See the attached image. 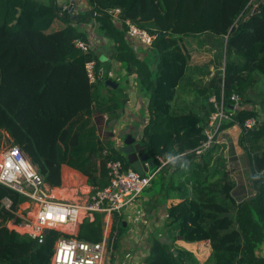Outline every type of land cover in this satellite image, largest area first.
Returning a JSON list of instances; mask_svg holds the SVG:
<instances>
[{
    "label": "trees",
    "instance_id": "16d2710c",
    "mask_svg": "<svg viewBox=\"0 0 264 264\" xmlns=\"http://www.w3.org/2000/svg\"><path fill=\"white\" fill-rule=\"evenodd\" d=\"M88 2V13L95 12L97 27L108 38L109 58L119 61L127 74L135 73L138 86L147 93L148 116L141 137L148 158L157 164L156 155L165 159L166 152L174 151L189 161L187 169L165 163L160 170L168 224L177 232L171 243L154 237L144 262L264 264V254L258 253L264 244V95L255 91L264 76V0H255V11L246 7L252 0ZM113 7L120 8L122 28L109 11ZM88 13H62L55 0H0V145L3 138L17 144L50 186L63 185L65 164L94 191L108 182V160L132 166L126 153L113 145L110 133L104 137L97 129L94 113L123 108L127 92L120 84H105L109 74L94 81L88 77L87 60L94 59L96 68L106 62L96 49L75 45L76 38L88 41L78 25ZM126 19L151 34L153 64L139 57L126 40ZM202 33L223 39L224 59L221 74L200 87L188 77L190 51L182 37ZM185 81L193 85V100L186 109H176V87ZM220 89L225 109L234 110L229 123L240 127L238 143L247 156L254 189L253 196L241 200L232 194L235 180L224 161L214 158L220 142L195 151L206 137L214 109L208 97ZM233 92L241 104L252 105L233 108ZM250 117L255 122L247 127L244 122ZM257 173L260 178L252 179ZM5 196L11 200L10 209L2 204ZM24 199L0 182V264H49L54 240L69 233L51 228L39 242L6 227ZM104 223L103 212L95 211L93 219L78 223L75 236L99 241ZM123 232V219L114 212L107 236L113 254ZM178 236L188 245L179 244ZM197 250L207 252L204 260H199ZM113 254H107L105 264Z\"/></svg>",
    "mask_w": 264,
    "mask_h": 264
},
{
    "label": "built area",
    "instance_id": "2783aa9c",
    "mask_svg": "<svg viewBox=\"0 0 264 264\" xmlns=\"http://www.w3.org/2000/svg\"><path fill=\"white\" fill-rule=\"evenodd\" d=\"M257 3L248 2L246 7L256 9ZM67 6L61 7V12H68ZM113 20L122 28L119 17L120 8L113 7L109 10ZM124 35L132 46L143 45L150 47L151 34L139 27L131 20L126 19ZM94 39L88 36V41L76 38L75 45L82 50L94 48ZM85 69L91 81L101 77L104 73L102 66L96 68L94 59L85 62ZM232 107L239 103V95L231 93ZM225 99L222 91L219 102H214L215 110L209 115L205 128L206 137L195 148L201 152L218 142L223 120L232 119L231 112L224 107ZM255 118H247L244 124L250 127ZM157 164L150 165L149 159L143 164L147 166L145 172H139L133 167H124L120 159L108 160L106 163L108 182L102 186L90 190L83 196L75 199H66L57 195L53 186H50L38 172L23 150L17 144H8L0 147V182L11 187L25 196L16 209L13 210L14 218L8 219L5 224L11 230L27 235L37 241H43L46 232L56 228L69 233L59 235L54 240L53 250L49 264H105L107 254L106 230L114 212H120L139 199L142 192L149 187L151 181L165 164L162 156L156 155ZM4 207L10 209L11 200L5 196L2 198ZM103 212L104 234L99 241H89L75 236L78 223L84 218L90 220L94 212Z\"/></svg>",
    "mask_w": 264,
    "mask_h": 264
},
{
    "label": "rangeland",
    "instance_id": "374dc122",
    "mask_svg": "<svg viewBox=\"0 0 264 264\" xmlns=\"http://www.w3.org/2000/svg\"><path fill=\"white\" fill-rule=\"evenodd\" d=\"M43 1H45V0H43ZM251 3H256V2H255V0L254 1L252 0ZM90 20H92V18ZM92 38L94 39L92 41L94 43V48L100 47V46L103 47L107 43L105 38H103L101 35L100 36L92 35ZM182 42L186 46V48H188V50L190 51V57L188 59V72H187V74H188V77L190 79H192V81H193L192 84L201 87V86L205 85L206 83H208L210 81V79H212L215 76V74H217L219 72L221 74V72L223 71V59H224V41H223V39L221 40L220 37H217L215 35H208L206 33H202V34H195V35H189V36L182 37ZM133 49L136 51V53H138V55H141V54H139V53H141L140 52L141 50L145 51V54L141 55V57L146 59L151 64L154 63L153 60H154L155 53L152 52L151 50H148L149 49L148 47H145L143 45H137V46H134ZM101 60H103V59H101ZM101 65H103V64H101ZM105 65H103L104 67L102 66L104 68L103 76L105 74H107V75L109 74V76H110L109 78L116 79L122 83L124 82V77L127 75V73L125 72L124 67H123V65H121L120 62H118V61L115 62L113 64L114 66L110 67L108 70H107V66H105ZM129 79H130V81H134L133 79H135V78L131 77ZM192 84L191 85L179 84L176 87V94L174 97L176 109H179V108L186 109L190 105V102L193 100V85ZM133 87H136V88H134L133 92L137 96L138 95L147 96V94L144 91H142V88L139 87L137 85V83ZM255 91L256 92L260 91L264 95V76H262V78H261L259 84L257 85V88ZM221 94H222V89H220L218 94L212 93L209 95L208 99L210 102H212V106L214 107V109L211 110L212 112L215 110L214 102L215 101L217 103L219 102ZM254 97L257 98L258 96H254ZM128 98L130 99L129 95H128ZM133 101L135 102V99H133ZM208 102H206V103H208ZM239 105L251 106L252 104H251V102H244V104H241L239 102L238 107H239ZM209 106H210V104L208 105V108H209ZM115 112L116 111H113L110 114H113ZM228 112H230V111H228ZM233 113H234V111L231 112V114H230L231 117H232ZM103 114H104L103 112L97 110L94 113V117H95L98 132L101 135H103L104 137H106L107 134L110 133V130H109V127H108L109 125H108L107 121L104 120ZM228 120H230V119L228 118ZM228 120L227 121H226V119L223 120V124L221 125V131H220V134L218 136V139H219L218 142H220V145L213 155H214V158H220L222 161H224V164L226 165L229 174H231L235 180V186L232 190V194L234 195L235 199L241 200L244 198L251 197L254 194V189L250 186L249 181H248L249 165H248L247 156L243 150H242V152L239 151L241 149V147L239 146V143H238V135L240 132V127L237 123H229ZM134 137H135L134 144L138 143L139 155L146 154L145 145H144V142H143V139H142L140 133L138 132ZM124 138L125 137H123V135H120L119 140H118V145H120V146L125 145ZM8 143H9V141L6 138H3L0 147L8 145ZM229 155H230V157L228 159ZM226 161H227V163H226ZM228 161H230V162L228 163ZM162 177L163 176H161V173L159 171V173L156 174V176L153 178L151 183L157 181V179H159V178H160V181H162ZM147 188H149V187H147ZM145 190H147V189H145ZM60 191H61V189L55 190V193L61 195ZM77 192H78L77 194L82 195V197L86 193V192L85 193L82 192V190L81 191L79 190ZM160 192L162 193L163 191L160 190ZM139 197H141V195ZM138 200L139 199H137L136 201H138ZM137 203H141V200H139ZM134 207H137V209H138V211H140V213L145 214L146 209H147V204L142 202V204L140 206L135 205ZM127 209H128V207H127ZM137 209H133L130 212H128L131 214V218L129 217L128 213L125 214V212H124V211H126V208L123 209L122 211L118 212L120 214L121 218L123 219L124 233L125 232L129 233V231L132 230V227L139 228L141 226V223H142L141 220L142 219H141V217L137 218V216H136V214H137L136 210ZM111 221H112V217H111L109 226L106 230L107 236H108L109 231H110ZM172 228H176V227L173 226ZM175 232H176V230L174 229L173 233H175ZM152 239H153L152 232L149 233L145 238L141 239L138 246L134 249L135 251L131 252V255L133 256V258H135L138 261H140V260L143 261L147 255V251H148V248H149V245H150V242ZM110 253L113 254L112 249L107 248V254H110ZM258 253L264 254V244L263 243L261 244L260 248H258ZM107 254H106V256H107ZM114 254H115V252H114ZM196 255L201 260H204L207 256V252L197 250Z\"/></svg>",
    "mask_w": 264,
    "mask_h": 264
},
{
    "label": "crops",
    "instance_id": "0c3cea01",
    "mask_svg": "<svg viewBox=\"0 0 264 264\" xmlns=\"http://www.w3.org/2000/svg\"><path fill=\"white\" fill-rule=\"evenodd\" d=\"M55 3L59 7L60 12H61V7L67 6L69 8L68 13L73 14L75 17L82 13H88V11L92 9L88 0H55ZM62 13H66V12H62ZM94 14L95 12H90L88 14H85L83 18L79 19L78 25L82 27V29L86 32L87 36H92V35L100 36L101 35L103 38H105L107 43L103 47L102 46L95 47L94 49H96L98 56H100L101 59L106 61L105 64L108 70L110 67H113L114 66L113 64L117 61L109 58L110 45H109L108 38L104 36L102 33V30L97 27V22H96ZM91 18L92 20H90ZM140 52L141 53L139 54L141 55L145 54V51L141 50ZM141 55H138V56L141 57ZM134 76H135V73L127 74L124 77L123 83L111 78L117 82V86L120 84L121 86L124 87L125 91L127 92V99H126V102L123 108L116 109L115 113L110 114L112 112H103L104 120L107 121L109 125L108 126L110 130L109 136L113 142V145L118 146L120 148L122 147L118 145V140H119L120 135H123V137H125L127 133H130L133 136H135L138 132L141 135L143 126L147 121L146 117L148 116L147 114L148 96L138 95L139 96L138 97L136 94H134L133 91H134V88L136 87H133V86L136 85L137 82H136V79H133L134 81H130L129 79L131 77L133 78ZM185 82L188 83L187 85H191L188 81H185ZM128 95L130 96V99L128 98ZM133 99H135V102L133 101ZM239 151L242 152V149H240ZM229 157L230 155L228 156V159ZM229 162L230 161H228V163ZM62 175H63V182H64L63 185L53 186L55 190L61 189L60 196H63L66 199L71 200L77 197H82V195L77 194L78 193L77 191L82 190V192L87 193L90 190L91 186L89 184L79 181L83 178V176L80 175L75 169L69 167L68 165H65V164L62 165ZM160 182H161L160 178L157 179V181L152 182L149 185V188L143 191L141 194V197H139V200H141V203H137L139 201L138 200L132 203L128 207V209L126 208V211H124L126 214L133 209H137V207H134L135 205L140 206L142 202L147 204V209H146L145 214L140 213L138 209L136 210L137 218L141 217L142 219L141 226L139 228L132 227V230L129 231V233L123 232V235L119 240L118 247H116L115 254L113 255V259L110 264H147L146 262H144V260L143 261L140 260L141 261L140 262L136 260L135 258H133V256L131 255V252L135 251L134 249L138 246L140 240L145 238L151 232H152L153 238L155 237L157 239H160L161 241H166L168 243H171L173 235L176 234L177 229L172 228L173 227L172 224H168L167 211H166V199L164 198L163 193L160 192V190L162 191V186ZM128 214H129V217L131 218V214L130 213ZM174 229L176 230L175 233H173ZM177 238H178L179 244H182L185 246L188 245L186 242L180 239V236H178ZM193 247L196 249V245H193ZM199 260L201 259L199 258Z\"/></svg>",
    "mask_w": 264,
    "mask_h": 264
},
{
    "label": "water",
    "instance_id": "95a60500",
    "mask_svg": "<svg viewBox=\"0 0 264 264\" xmlns=\"http://www.w3.org/2000/svg\"><path fill=\"white\" fill-rule=\"evenodd\" d=\"M253 10L255 11V9H253ZM105 83L110 84L113 87L117 86V82L111 78H106ZM134 141H135V137L132 134L127 133L125 138H124L125 145L121 147V150L127 154V159L131 163V166L134 169H136L139 172H145L148 167L143 164V161L145 159H149L148 155L147 154L139 155L138 143L134 144ZM149 164L152 165L153 161L150 160ZM173 251L175 252L176 250L173 249Z\"/></svg>",
    "mask_w": 264,
    "mask_h": 264
},
{
    "label": "clouds",
    "instance_id": "9594fccd",
    "mask_svg": "<svg viewBox=\"0 0 264 264\" xmlns=\"http://www.w3.org/2000/svg\"><path fill=\"white\" fill-rule=\"evenodd\" d=\"M165 163L167 165H171L173 167L179 166L182 169H187V167L189 166V161H187L186 159L181 160V156L180 154L174 152V151H170V152H166L165 153ZM260 178V174L257 173L255 174L252 179L256 180Z\"/></svg>",
    "mask_w": 264,
    "mask_h": 264
}]
</instances>
